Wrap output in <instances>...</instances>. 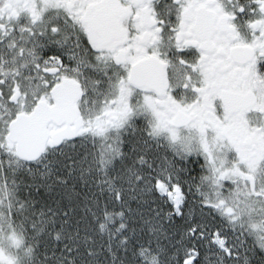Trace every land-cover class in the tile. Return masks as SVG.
I'll return each instance as SVG.
<instances>
[{
  "label": "snow or ice",
  "instance_id": "obj_1",
  "mask_svg": "<svg viewBox=\"0 0 264 264\" xmlns=\"http://www.w3.org/2000/svg\"><path fill=\"white\" fill-rule=\"evenodd\" d=\"M0 264H264V0H0Z\"/></svg>",
  "mask_w": 264,
  "mask_h": 264
}]
</instances>
